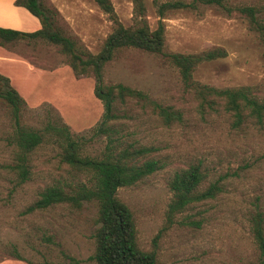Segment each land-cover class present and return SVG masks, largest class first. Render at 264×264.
<instances>
[{"label": "rangeland", "instance_id": "obj_1", "mask_svg": "<svg viewBox=\"0 0 264 264\" xmlns=\"http://www.w3.org/2000/svg\"><path fill=\"white\" fill-rule=\"evenodd\" d=\"M124 26L132 24L129 0H110ZM51 10L55 26L84 50L96 54L112 23L93 0H42ZM147 20L156 27L152 0H145ZM264 0H230L232 7L260 6ZM168 53L199 54L221 48L224 58L199 64L192 79L215 90L249 88L264 102V44L238 11L217 6L172 11L163 19ZM3 49L26 59L37 73L12 71L13 88L25 101L22 124L40 128L46 113L59 116L71 132L87 140L100 121L103 106L93 94L92 75L76 77L58 47L41 39L17 40ZM106 85L123 84L146 94L179 120L166 123L152 106L128 101L121 106V134L128 141L157 148L163 168L134 186L121 188L118 198L128 206L144 251L155 250L159 264H257V248L250 217L264 211V123L245 119L235 125L221 100L201 107V99L182 81L178 71L161 56L124 49L106 64ZM20 92H19V90ZM25 92V93H23ZM24 96H23V94ZM210 97H208V100ZM13 119L0 101V264H95L94 234L97 209L84 203L80 209L65 204L27 212L46 187L68 178L58 150L44 146L33 152L29 179L20 183L11 169ZM120 135V134H119ZM106 139L86 144V152L99 155ZM199 165L204 181L199 191L218 183L214 199L190 204L169 215L174 173ZM84 180L83 175L77 176ZM20 257L22 260L17 258Z\"/></svg>", "mask_w": 264, "mask_h": 264}, {"label": "trees", "instance_id": "obj_2", "mask_svg": "<svg viewBox=\"0 0 264 264\" xmlns=\"http://www.w3.org/2000/svg\"><path fill=\"white\" fill-rule=\"evenodd\" d=\"M93 1L112 23L111 32L96 54L84 50L74 39L62 33L54 24L51 10L44 6L42 0L15 1L16 6L25 8L39 20L41 28L38 31L23 33L0 28V46L17 40L41 39L58 47L67 57L68 65L76 77L93 76V94L103 106L101 119L91 129L88 140L73 134L61 117L51 115L52 111L46 113L40 128L26 127L21 120L25 101L10 80L0 75V101L7 106L14 123L11 140L15 148V163L11 169L17 173L20 183L26 182L30 178L33 152L47 145L52 146L58 150L60 163L68 169V178L44 188L27 212L65 204L80 209L84 203H94L97 209L96 224L99 226L94 234L95 247L91 261L95 264H159L155 250L144 251L139 247L132 212L118 198L117 192L147 179L161 170L163 165L155 157L156 147L132 143L126 139L127 134L120 133L118 121L126 116L120 115L119 108L128 101L140 106L149 105L167 124L179 120V114L162 108L139 90L120 83L106 85L104 68L124 49H138L161 56L178 71L183 83L195 91L202 101V108H211L215 100H221L225 110L232 114L235 125L242 124L245 119L254 120L260 125L264 123V102L258 101L249 88L215 90L198 85L192 79L199 64L224 58L226 52L214 48L194 55L168 53L165 49L163 19L169 12L197 10L201 5L217 6L227 13L236 10L248 19L251 28L259 34L264 44V4L232 7L230 0H152L158 20L156 27L151 28L145 0H129L133 19L127 27L117 18L110 0ZM101 136L106 139L103 151L99 155H89L86 144ZM79 175H83L84 180H79ZM203 181L199 165L174 173L168 183L173 193L169 215L183 211L190 204L214 199L221 193L218 183H212L199 191ZM250 218V231L258 251L257 264H264V211L255 210ZM68 260V264H80L73 257Z\"/></svg>", "mask_w": 264, "mask_h": 264}, {"label": "crops", "instance_id": "obj_3", "mask_svg": "<svg viewBox=\"0 0 264 264\" xmlns=\"http://www.w3.org/2000/svg\"><path fill=\"white\" fill-rule=\"evenodd\" d=\"M15 1L0 0V28L23 33L38 31L41 28L39 20L25 8L16 6ZM12 71H18L20 74L25 72L39 74L40 72L34 64L0 46V75H6L11 79L10 74ZM10 82L13 86L16 85L12 80Z\"/></svg>", "mask_w": 264, "mask_h": 264}]
</instances>
